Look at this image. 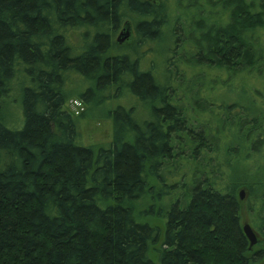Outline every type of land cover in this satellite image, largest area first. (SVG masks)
Returning a JSON list of instances; mask_svg holds the SVG:
<instances>
[{"label":"trees","instance_id":"trees-1","mask_svg":"<svg viewBox=\"0 0 264 264\" xmlns=\"http://www.w3.org/2000/svg\"><path fill=\"white\" fill-rule=\"evenodd\" d=\"M126 19L139 53L115 51ZM158 53L160 74L142 68ZM74 75L85 106L129 95L104 145L65 109ZM246 77L264 86V0H0V264L260 261L237 192L264 242V102Z\"/></svg>","mask_w":264,"mask_h":264},{"label":"rangeland","instance_id":"rangeland-1","mask_svg":"<svg viewBox=\"0 0 264 264\" xmlns=\"http://www.w3.org/2000/svg\"><path fill=\"white\" fill-rule=\"evenodd\" d=\"M171 1H173V0H168L169 3ZM171 7H172V5H171ZM172 11H171V14H172ZM72 37L74 38L73 35H72ZM74 40L78 41V38L75 37ZM159 46H162L161 43ZM132 48H133V50H131V51H137L139 53V51H138L139 48H136V45H133V44L130 46H119L117 49H115V51L117 50L119 52H125V51H129ZM163 61L164 60H162L161 55L158 53V55L154 57L152 62H150L148 59L142 60L141 66H142V68L150 67L153 70V72L160 74L164 68ZM70 79L68 81L69 82L68 83V89H69L70 95L68 96V99H67V102L65 105V109L67 111H69L70 113H72L74 116L78 115L77 119H78V124L80 126L82 143L87 144V145H104V144H106L112 138V132H113L112 120L108 115H106V112H107V110L113 109L116 105H122V106L128 107L130 105L129 95L126 98L125 97H122V98L119 97L117 99H114V100H112L111 103H109V104L105 103V105H102V106H96V103H97L96 101L92 102L93 105L88 103V104H86L87 106H85V103L83 102V100L81 98H79V95L89 86V83L87 81L85 83L82 82L80 77L77 78L76 75L72 76V78H70ZM251 80L252 79L250 77H246L245 79L242 80V82L244 81V83L247 85H255L256 87H258L261 91V94H262L261 98L264 102V86H263V84L260 82H252ZM16 90L18 91L17 86H16ZM232 92L240 93L241 91L236 89V91H232ZM208 94L210 95L211 99H213L214 101L218 100L219 98L224 96L223 92H220V91H210V92L206 91V96H209ZM241 95H243L244 97L247 98L248 92L242 93ZM243 100H245V99H243ZM258 112L264 114V107L260 108ZM238 169H239L238 172L241 175V176H239V178H240L239 181L241 182V179L243 177V174H242L243 168L239 167ZM257 175L261 176L262 174H257ZM240 190H243V192H244V197L242 199H240L241 227L243 226V224H246V223L249 224L251 226L252 230L254 231L256 238H257L256 244L253 245L252 248L249 249L250 253H253L254 251H256L259 248L264 250L263 238L260 235V233H258L259 230L257 229V225L255 224L256 221L252 222L251 214L249 213V209H248V207L252 204L251 202H253L255 200V195L252 193V191H249L246 186H240L238 191H237L238 196H239ZM163 203H167L166 199H163L162 202H156L155 203L156 208L159 205L161 206ZM145 204H147V205L150 204V200L146 199ZM142 209H143V207H142ZM154 221L156 223H158L161 228L163 227L164 220L162 218L157 217L156 219H154ZM151 257L158 264L157 258L155 256H151ZM249 264H264V257L258 262H251Z\"/></svg>","mask_w":264,"mask_h":264},{"label":"water","instance_id":"water-1","mask_svg":"<svg viewBox=\"0 0 264 264\" xmlns=\"http://www.w3.org/2000/svg\"><path fill=\"white\" fill-rule=\"evenodd\" d=\"M149 1L159 2V0H149ZM132 35L133 34H132V28H131L130 22L125 21L122 29L120 30V32L116 36V42L119 44H125L128 42H131L133 40ZM243 197H244V192H243V190H240L239 191V199H242ZM241 228H242V231H243V233H244V235L248 241V248L250 249L257 242L256 235H255L254 231L252 230L251 226L247 223L243 224V226Z\"/></svg>","mask_w":264,"mask_h":264},{"label":"flooded vegetation","instance_id":"flooded-vegetation-1","mask_svg":"<svg viewBox=\"0 0 264 264\" xmlns=\"http://www.w3.org/2000/svg\"><path fill=\"white\" fill-rule=\"evenodd\" d=\"M160 1V0H159ZM155 3H158V2H155ZM125 21H129V19H126V20H124L123 21V23H122V25H121V27L119 28V31H118V33L120 32V30L122 29V27H123V24L125 23ZM130 22V21H129ZM130 25H131V28H132V37H133V40L131 41V42H128V43H125V44H119V43H117L118 45H120V46H130L134 41H135V33H134V28H133V25H132V23L130 22ZM117 33V34H118ZM117 36V35H116ZM115 41H116V37H115Z\"/></svg>","mask_w":264,"mask_h":264}]
</instances>
